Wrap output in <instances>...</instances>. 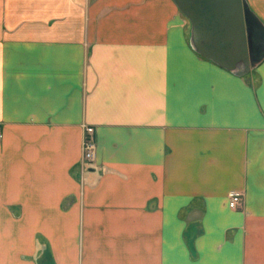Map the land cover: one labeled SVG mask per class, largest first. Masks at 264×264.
I'll list each match as a JSON object with an SVG mask.
<instances>
[{
  "label": "crops",
  "instance_id": "1",
  "mask_svg": "<svg viewBox=\"0 0 264 264\" xmlns=\"http://www.w3.org/2000/svg\"><path fill=\"white\" fill-rule=\"evenodd\" d=\"M136 2L0 0L6 264H264V60L250 85L169 28L144 44Z\"/></svg>",
  "mask_w": 264,
  "mask_h": 264
},
{
  "label": "water",
  "instance_id": "2",
  "mask_svg": "<svg viewBox=\"0 0 264 264\" xmlns=\"http://www.w3.org/2000/svg\"><path fill=\"white\" fill-rule=\"evenodd\" d=\"M191 23L190 45L202 57L244 76L264 60V24L246 0H173Z\"/></svg>",
  "mask_w": 264,
  "mask_h": 264
},
{
  "label": "rangeland",
  "instance_id": "3",
  "mask_svg": "<svg viewBox=\"0 0 264 264\" xmlns=\"http://www.w3.org/2000/svg\"><path fill=\"white\" fill-rule=\"evenodd\" d=\"M135 8L137 13H141L138 16H142V28H143L142 32H143V39L145 41L144 44L152 45L151 40L153 41V43H156L155 41L159 42L158 40L159 39L162 40L164 37L162 36V34L164 33V29L169 28L170 33L173 30L176 36L181 38L183 36V38H185L187 44L189 45V38L191 36V23L188 20V18L184 16L182 12H180L178 7L173 3V0H138L136 4L134 3L128 4L126 10L133 11L135 10ZM157 12L161 13L159 14L160 19L158 18L159 21L157 20V14H156ZM162 15L163 17L161 19ZM161 29H162L161 31L162 33L159 34ZM155 45L156 44H154V47ZM192 52H194L201 60H205V58L197 54L195 51L192 50ZM90 54L91 52L89 51L84 52V61L85 60L87 61L89 59ZM242 77L245 78L250 85L251 84L254 85L256 83V78H257L256 70L249 72L248 74ZM92 162H89L87 164H90ZM3 247H6V244L0 243V264L7 263V260L4 257V255L3 254L1 255ZM37 249L42 250V245L38 246ZM36 253L37 252L33 254L32 256L33 258L31 257L30 259L31 262H35L37 256ZM20 260H22V254H20L19 251H16V257L14 261L17 264ZM44 264H49V261L45 260Z\"/></svg>",
  "mask_w": 264,
  "mask_h": 264
},
{
  "label": "built area",
  "instance_id": "4",
  "mask_svg": "<svg viewBox=\"0 0 264 264\" xmlns=\"http://www.w3.org/2000/svg\"><path fill=\"white\" fill-rule=\"evenodd\" d=\"M3 130L0 128V139L2 138ZM97 150V142L95 130L93 127L84 126V137H83V163L92 162L95 158V153ZM229 206L231 209H236L241 202V195L239 193L232 192L230 194Z\"/></svg>",
  "mask_w": 264,
  "mask_h": 264
}]
</instances>
